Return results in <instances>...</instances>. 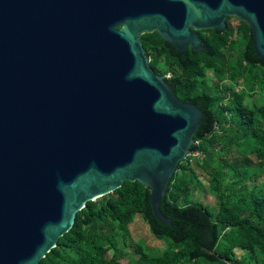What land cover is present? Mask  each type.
<instances>
[{
    "label": "water",
    "instance_id": "1",
    "mask_svg": "<svg viewBox=\"0 0 264 264\" xmlns=\"http://www.w3.org/2000/svg\"><path fill=\"white\" fill-rule=\"evenodd\" d=\"M245 22L264 59V0H0V264H40L77 211L138 181L154 218L202 109L153 71L140 36L203 51Z\"/></svg>",
    "mask_w": 264,
    "mask_h": 264
},
{
    "label": "trees",
    "instance_id": "2",
    "mask_svg": "<svg viewBox=\"0 0 264 264\" xmlns=\"http://www.w3.org/2000/svg\"><path fill=\"white\" fill-rule=\"evenodd\" d=\"M197 33L203 51L178 50L157 31L140 36L153 71L203 112L188 150L197 154L178 163L160 199L172 223L154 218L149 188L124 181L77 211L40 264H264V59L254 52L250 27L235 17ZM199 171L214 211L192 198ZM137 213L155 238L172 244L151 252L130 240L127 225Z\"/></svg>",
    "mask_w": 264,
    "mask_h": 264
},
{
    "label": "rangeland",
    "instance_id": "3",
    "mask_svg": "<svg viewBox=\"0 0 264 264\" xmlns=\"http://www.w3.org/2000/svg\"><path fill=\"white\" fill-rule=\"evenodd\" d=\"M259 93L257 92L255 96L258 97ZM252 158L253 164H256L255 159ZM199 173V180L201 182V187L198 188L193 194L192 198L195 201H200L204 204L209 210H216L215 198L212 194V191L208 185L207 177L203 172ZM252 182L246 184L247 187L251 185ZM127 230L130 233V240L135 241L137 244L147 247L151 252L160 251L168 248L172 241L170 239H157L149 231L147 223L143 220L141 214L137 213L133 216V220L127 225ZM127 251L130 252V247H127ZM237 253L240 255L241 251L237 250ZM126 259H124L125 261Z\"/></svg>",
    "mask_w": 264,
    "mask_h": 264
},
{
    "label": "flooded vegetation",
    "instance_id": "4",
    "mask_svg": "<svg viewBox=\"0 0 264 264\" xmlns=\"http://www.w3.org/2000/svg\"><path fill=\"white\" fill-rule=\"evenodd\" d=\"M231 19H232V18H231ZM240 84H241V82H240ZM231 85H235L233 80H231ZM235 87H236L238 90H240L243 86L237 84V85H235Z\"/></svg>",
    "mask_w": 264,
    "mask_h": 264
},
{
    "label": "built area",
    "instance_id": "5",
    "mask_svg": "<svg viewBox=\"0 0 264 264\" xmlns=\"http://www.w3.org/2000/svg\"><path fill=\"white\" fill-rule=\"evenodd\" d=\"M195 154H197V152H192L191 154H188V155H195Z\"/></svg>",
    "mask_w": 264,
    "mask_h": 264
}]
</instances>
